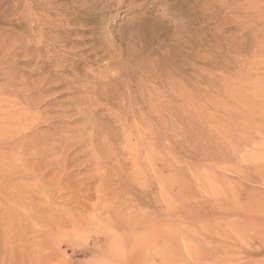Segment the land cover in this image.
<instances>
[{
  "label": "rangeland",
  "instance_id": "374dc122",
  "mask_svg": "<svg viewBox=\"0 0 264 264\" xmlns=\"http://www.w3.org/2000/svg\"><path fill=\"white\" fill-rule=\"evenodd\" d=\"M0 264H264V0H0Z\"/></svg>",
  "mask_w": 264,
  "mask_h": 264
},
{
  "label": "bare ground",
  "instance_id": "6f19581e",
  "mask_svg": "<svg viewBox=\"0 0 264 264\" xmlns=\"http://www.w3.org/2000/svg\"><path fill=\"white\" fill-rule=\"evenodd\" d=\"M43 20V19H42ZM61 76V75H60ZM14 77V76H13ZM16 77V76H15ZM42 77V76H41ZM128 81V80H127ZM36 84V83H35ZM40 86H42V83H41V85ZM71 86V85H70ZM72 86L74 87V85L72 84ZM32 87V86H31ZM37 87H38V85H37ZM130 87V86H129ZM128 87V88H129ZM39 88H41V87H39ZM39 88H36V89H39ZM51 89V88H50ZM22 91V90H21ZM90 92H92V91H90ZM89 91H88V93H90ZM20 93V92H19ZM95 94V93H94ZM85 95H86V93H85ZM87 95H89V94H87ZM84 97H86V96H84ZM88 97V96H87ZM130 97V96H129ZM93 98V97H92ZM83 99V98H82ZM105 99V98H104ZM30 100V99H29ZM28 100V101H29ZM85 100L87 101V99L85 98ZM134 100V99H133ZM132 100V101H133ZM28 103V102H27ZM30 103V102H29ZM27 106V105H26ZM19 107V106H18ZM107 107V106H106ZM109 107V106H108ZM131 109V108H130ZM9 112V111H8ZM18 112V111H17ZM15 114V113H14ZM150 114V113H149ZM12 115V114H11ZM10 115V116H11ZM18 115V114H17ZM19 116V115H18ZM157 116V115H156ZM12 117V116H11ZM136 117V116H135ZM5 118V117H4ZM151 118H152V116H151ZM158 118V117H157ZM16 120H13L14 122H16L17 121V123H19L20 122V120H19V118H15ZM28 119V118H27ZM4 120V119H3ZM151 120V119H150ZM153 120V119H152ZM44 121H45V119H44ZM134 121V120H133ZM157 120L155 119V121L154 122H156ZM6 122H7V119H6ZM12 122V121H11ZM145 122V119L143 120V123ZM147 122V121H146ZM32 123V122H31ZM142 123V124H143ZM3 124V123H2ZM20 124V123H19ZM7 125V124H6ZM28 125V124H27ZM8 126V125H7ZM31 126V125H30ZM141 126H143V125H141ZM144 126H145V123H144ZM143 126V128L146 130V128ZM71 127V126H70ZM146 127H148V126H146ZM33 128V127H32ZM157 128H159L158 126H157ZM14 129V128H13ZM143 129V130H144ZM147 129H149V128H147ZM11 130V129H10ZM27 130V129H26ZM29 130V129H28ZM27 130V131H28ZM150 130H151V128H150ZM15 131V130H14ZM13 131V132H14ZM24 131V130H23ZM26 131V132H27ZM97 131V130H96ZM96 131H95V133H96ZM110 131V130H109ZM146 132V131H145ZM70 133V132H69ZM144 133V132H143ZM15 134V133H14ZM27 134V133H26ZM28 134H30V133H28ZM31 135V134H30ZM68 136H69V134H68ZM8 137V136H7ZM58 137V136H57ZM56 138V137H55ZM57 139H59V138H57ZM65 139V138H64ZM63 139V140H64ZM73 139V138H72ZM71 139V140H72ZM140 139V138H139ZM147 139V138H146ZM155 139H159V132H157V134H156V138ZM15 140V139H14ZM70 140V141H71ZM74 140V139H73ZM86 140V139H85ZM82 141H84V140H82ZM92 141V140H91ZM135 141V140H134ZM81 142V141H80ZM148 142V141H147ZM7 143V142H6ZM42 143V142H41ZM64 143V142H63ZM62 143V144H63ZM78 143H79V141H78ZM115 143V142H114ZM31 144V143H30ZM56 144V143H55ZM71 146H72V143H69ZM74 144V143H73ZM57 145V144H56ZM68 145V144H67ZM69 145V146H70ZM78 145V144H77ZM80 145V144H79ZM113 145V144H112ZM10 146V145H9ZM25 146H27V145H25ZM25 146H23V148L25 147ZM35 146H36V143H35ZM38 146V145H37ZM55 146V145H54ZM68 146V147H69ZM77 147V146H76ZM79 147V146H78ZM82 147V146H81ZM86 147V146H85ZM110 147V146H109ZM21 148V147H20ZM31 148V147H30ZM32 148H33V146H32ZM72 148V147H71ZM74 148V147H73ZM84 148V147H83ZM77 149V148H76ZM81 149V148H80ZM110 149H112V148H110ZM15 150V149H14ZM18 150H19V148H18ZM23 150V149H22ZM22 150L20 151V152H22ZM29 150V149H28ZM37 150H39V147L37 148ZM42 150V149H41ZM79 150V149H78ZM117 150V149H116ZM30 151H31V149H30ZM35 151V150H34ZM34 151H33V153H34ZM74 151H75V148H74ZM83 151H84V149H83ZM94 151L96 152V150L94 149ZM20 152H18V153H20ZM29 152V151H28ZM54 152L57 154V155H59V157L57 158V159H55V160H53V161H49V162H45V163H41V159L40 158H30L31 159V161H33V162H31V164H29V166H28V168H25L23 165H20V164H18V167H17V169H18V172L19 173H27V176L28 175H30V174H34V173H53V177H51V178H53V179H55V178H57V175H58V173H65L66 171L65 170H63L65 167H64V165L62 166V162L63 163H66V162H68V150L66 149V148H64V147H62L61 145H57L56 147H55V149H54ZM78 153V152H77ZM80 153V152H79ZM83 153V152H82ZM103 153V152H102ZM105 153H106V151H105ZM151 153V152H150ZM28 154V153H27ZM81 154V153H80ZM88 154V153H87ZM87 154H85V155H87ZM101 154V153H100ZM107 154V153H106ZM5 155V154H4ZM21 155V154H20ZM25 155V154H24ZM29 155V154H28ZM38 155V154H37ZM40 155V154H39ZM38 155V156H39ZM96 155V154H95ZM103 155V154H102ZM18 156V155H17ZM30 156H31V154H30ZM81 156H83V155H81ZM105 156H107V155H105ZM108 156H109V154H108ZM20 157V156H19ZM24 157V156H23ZM75 157V156H74ZM96 157H98V156H96ZM29 158V157H28ZM27 158V159H28ZM41 158H43V157H41ZM47 158V157H46ZM71 158V157H70ZM83 158V157H82ZM102 158H103V156H102ZM109 158H110V156H109ZM150 158H151V155H150ZM37 159V160H36ZM99 159H100V157H99ZM108 159V158H107ZM19 160V159H18ZM22 160V159H21ZM41 160V161H40ZM43 160H45V159H43ZM70 160V159H69ZM90 160V159H89ZM109 160V159H108ZM107 160V161H108ZM26 162V161H25ZM19 163V162H18ZM24 163V162H23ZM22 163V164H23ZM27 163V162H26ZM25 163V164H26ZM80 163V162H79ZM119 163V162H118ZM149 163H150V161H149ZM67 164V163H66ZM82 164H83V162H82ZM93 164V163H92ZM115 164V163H114ZM81 165V164H80ZM89 165V164H88ZM111 165V164H110ZM119 165H120V163H119ZM123 165V164H122ZM125 165V164H124ZM149 165H151V164H149ZM62 166V167H61ZM79 166V165H78ZM121 166V165H120ZM161 166V165H160ZM93 167V166H92ZM94 167L96 168H94L95 170H97V162H95L94 163ZM111 167V166H110ZM112 167H113V165H112ZM116 167V166H115ZM114 167V169H116ZM134 167H136V166H134ZM134 167H132L131 169H130V172L131 173H138L139 172V170L140 169H137L136 170V168H134ZM81 168V167H80ZM109 168V167H108ZM130 168V167H129ZM151 168H152V165H151ZM158 168H159V166H158ZM156 168V164H154V171H153V173H162L161 172V168H162V166H161V168ZM126 169H128V165H127V167L125 166L124 168H123V171L124 170H126ZM16 170V169H15ZM99 170V169H98ZM97 170V171H98ZM101 170H102V172L103 173H100L101 171H99V172H97V173H99L98 175H100L101 177H105L106 175H108V173H111V172H109V171H107V170H103V168H101ZM117 170V169H116ZM116 170H115V172H116ZM111 171H112V169H111ZM122 171V170H121ZM142 171L144 172V171H146L147 173L148 172H150L151 171V169H150V167L149 168H147V167H145V168H142ZM94 172V171H93ZM92 172V173H93ZM114 172V173H115ZM129 172V171H128ZM128 172H124L125 174H128ZM97 173H96V176H98L97 175ZM121 173H123V172H121ZM70 174V173H69ZM124 174V175H125ZM66 175V174H65ZM129 175H131L130 173H129ZM37 176H39L38 174H37ZM41 176V175H40ZM64 176V175H63ZM73 176V175H72ZM126 176V175H125ZM125 176H123V177H125ZM16 177V176H15ZM42 177V176H41ZM101 177H99L100 179H101ZM108 178L110 177V175L109 176H107ZM121 177V176H120ZM128 177V176H127ZM132 177V176H131ZM156 178V181H158V177H160L159 175H156L155 176ZM40 178V177H39ZM38 178V179H39ZM43 178V177H42ZM41 178V179H42ZM65 178V177H64ZM133 178V177H132ZM53 179H51V180H48V181H53ZM67 179V178H66ZM104 179V178H103ZM107 179V178H106ZM121 179H122V177H121ZM56 180V179H55ZM120 180V179H119ZM126 180V179H125ZM57 181V180H56ZM66 181V180H65ZM100 181V180H99ZM98 181V182H99ZM103 181V180H102ZM122 181V180H121ZM39 182H40V180L36 183L35 182V184H36V186L37 187H39ZM54 183H55V181H53ZM62 182V181H61ZM61 182H59V183H61ZM82 182H83V180H82ZM105 182H107V181H105ZM126 182V181H125ZM41 183V182H40ZM46 183V182H45ZM44 183V184H45ZM116 183H117V181H116ZM157 183V182H156ZM34 184V183H33ZM56 184V183H55ZM98 184H101V182H99ZM125 184V183H124ZM17 185V187L18 188H21L20 189V192L21 193H24V187L26 186V184L25 183H20V184H16ZM41 185H43V184H41ZM59 185V184H58ZM62 186V185H61ZM60 186V187H61ZM71 186V185H70ZM98 186V185H97ZM100 186V185H99ZM102 186V185H101ZM111 186V185H110ZM126 186V185H125ZM161 184H158V186H157V188L160 190L161 189ZM41 187V186H40ZM48 187V186H47ZM52 187V186H51ZM54 187H56V185L54 186ZM53 187V188H54ZM65 187H68V186H65ZM16 188V187H15ZM31 188V187H30ZM44 188H46V187H44L43 186V188L41 189V190H43ZM70 188V187H69ZM116 188V187H115ZM121 188V187H120ZM125 188V187H124ZM50 189V188H49ZM63 189V188H62ZM68 189V188H67ZM66 189V190H67ZM16 190V189H15ZM50 190H52V188L50 189ZM94 190H95V188H94ZM125 190V189H124ZM17 191H19V190H17ZM38 191V190H37ZM44 191V190H43ZM42 191V192H43ZM59 191V190H58ZM65 191V190H64ZM69 191V190H68ZM109 191V190H108ZM19 192V193H20ZM32 192H33V190L32 189H29L28 190V193H31V195H32ZM50 192V191H49ZM54 192V191H53ZM66 192V191H65ZM88 192V191H87ZM95 192V191H94ZM97 192H98V189H97ZM129 192V191H128ZM126 193V192H125ZM124 193V194H125ZM17 194V193H16ZM39 194H43V193H39ZM53 194V193H52ZM51 194V195H52ZM56 194V193H55ZM66 194V193H65ZM98 194V193H97ZM101 194V193H100ZM100 194H99V196H100ZM124 194L122 195V196H124ZM131 194V193H130ZM20 195V194H19ZM26 195V194H25ZM37 195V194H36ZM54 195V194H53ZM52 195V196H53ZM125 195H127V194H125ZM38 196V195H37ZM50 196V195H49ZM51 196V197H52ZM65 196V195H64ZM116 197H117V195H115ZM120 196H121V194H120ZM120 196L118 197V199H114L113 201L111 200V199H106L105 200V203H104V205H103V209L101 210V213L100 214H102L103 216H105V217H108V220H110V219H114L115 220V215L114 216H112L111 215V213H115L116 212V215H117V213H119L120 214V216L119 217H116V222H117V226H124L123 224H122V221L125 223L126 222V217L124 216L125 215V213H124V208L126 207L127 208V205H128V202H129V200H128V202H127V205L126 206H122L121 207V205L118 207V208H116V206H115V204H117L116 202H117V200H119V198H120ZM128 196H129V194L127 195V198H128ZM17 197V196H16ZM19 197V196H18ZM25 197H27V196H25ZM24 196L22 197L23 199L25 198ZM32 197H33V195H32ZM43 197H46V195L44 194V196ZM56 197H57V195L55 196V199H56ZM125 197V196H124ZM27 198H29V199H31V196H28ZM126 198V197H125ZM125 198H123V199H125ZM130 198V197H129ZM128 198V199H129ZM49 198H48V195H47V200H48ZM54 199V200H55ZM96 199V198H95ZM97 200H99V199H97ZM120 200H121V198H120ZM126 200V199H125ZM22 201V200H21ZM36 201V200H35ZM58 201H60V200H58ZM98 202V201H97ZM123 202H124V200H123ZM120 202H118V204H119ZM98 204V203H97ZM117 204V205H118ZM18 205V204H17ZM124 205H125V203H124ZM129 206V205H128ZM159 206V205H158ZM96 207V206H95ZM121 207V208H120ZM21 208V207H20ZM29 208V207H28ZM95 209V208H94ZM94 209H92V210H94ZM21 212V211H20ZM25 212H26V210H25ZM25 212H23V213H25ZM62 212H63V210H62ZM93 212H91V214H92ZM95 214V213H94ZM94 214H93V216H94ZM29 215V214H28ZM28 215H22V216H19L18 217V229H19V237L20 238H22V240H24L25 238L27 239L28 237H27V235H26V233H28L29 232V230H32L30 227H28L27 225H26V220H27V218H28ZM90 217V216H89ZM61 218V217H60ZM95 218V217H94ZM110 218V219H109ZM85 220H89V218L88 219H85ZM91 220V219H90ZM96 220V219H95ZM32 224H34V220H32V221H30ZM73 222H74V220H73ZM89 222V221H88ZM93 222L95 223L96 221H94L93 220ZM101 222V221H100ZM112 223V222H111ZM109 224V223H108ZM94 225V224H93ZM95 225H96V223H95ZM104 225V224H103ZM102 225V226H103ZM113 226V225H112ZM82 227V226H81ZM133 227V226H132ZM136 227V226H135ZM97 228H99L98 226H97ZM109 229H111V228H109ZM104 230V229H103ZM148 230V229H147ZM105 231V230H104ZM103 232V231H102ZM101 232V233H102ZM101 235V234H100ZM148 235V234H147ZM105 235H103V237H104ZM145 236V235H144ZM98 238H100V237H98ZM109 238H110V236H109ZM111 238H114V237H111ZM158 238V237H157ZM31 239V238H30ZM104 239H105V237H104ZM103 239V240H104ZM107 239V238H106ZM125 239V238H124ZM161 239V238H160ZM102 240V241H103ZM114 240V239H113ZM120 241V240H119ZM140 241V240H139ZM161 241V240H160ZM31 242V241H30ZM125 242H126V240H125ZM117 243V242H116ZM115 243V244H116ZM127 243V242H126ZM118 244H120L119 242H118ZM125 245V244H124ZM154 245L156 246V244L154 243ZM110 247H112L111 245H110ZM117 248V247H116ZM157 248V247H156ZM114 249H115V247H114ZM154 249V248H153ZM115 250H117V249H115ZM154 250H156V249H154ZM114 252V251H113Z\"/></svg>",
  "mask_w": 264,
  "mask_h": 264
}]
</instances>
